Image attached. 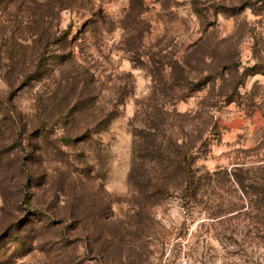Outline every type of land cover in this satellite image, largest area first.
Instances as JSON below:
<instances>
[{
	"label": "rangeland",
	"instance_id": "obj_1",
	"mask_svg": "<svg viewBox=\"0 0 264 264\" xmlns=\"http://www.w3.org/2000/svg\"><path fill=\"white\" fill-rule=\"evenodd\" d=\"M0 264H264V0H0Z\"/></svg>",
	"mask_w": 264,
	"mask_h": 264
}]
</instances>
